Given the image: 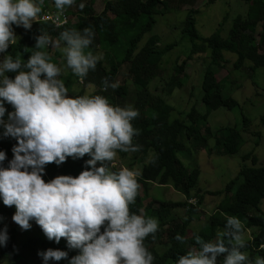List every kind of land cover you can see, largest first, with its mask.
<instances>
[{
	"label": "clouds",
	"instance_id": "clouds-1",
	"mask_svg": "<svg viewBox=\"0 0 264 264\" xmlns=\"http://www.w3.org/2000/svg\"><path fill=\"white\" fill-rule=\"evenodd\" d=\"M54 2L59 17L75 0ZM41 5L43 0L39 4L35 0H0V53L16 43L12 26L31 29L42 11ZM79 8L83 10L85 4ZM93 37L91 28L60 34L59 39L65 43L60 51L77 77L84 78L89 70H95L100 59L91 51L85 52ZM49 43L48 35L41 34L35 48H46ZM49 60L46 52L36 51L27 63L20 56H5L0 63V125L5 136L17 140L8 168L0 167L3 204L15 207L12 219L21 229L29 230L34 220L48 240L59 243L64 238L70 248L79 249L81 254L70 264H153L154 257L144 241L149 235L154 238L158 221L130 212L140 188L136 179L139 173L128 168L112 172L107 166L96 167L98 162L106 165L114 161L117 151L139 150L132 142L138 130L131 123L138 112L114 107L101 95L70 98L64 82L58 79L61 68ZM8 72L18 74L9 79ZM104 87L115 89L118 85H109L105 80ZM5 102L14 109L8 114V123L3 120ZM85 155L91 157L86 162L91 170L82 171L76 178L58 176L47 183L43 180L47 164L60 165L69 157ZM5 159L0 151V164ZM175 239L185 242L180 235ZM194 239L199 250L193 248L180 256L177 264H217L222 255L223 264H264V258L251 261L241 251L246 247L245 226L235 216L227 217L215 242L199 235ZM7 240L5 229L0 232V245ZM39 255L45 264L67 258L66 252L52 249Z\"/></svg>",
	"mask_w": 264,
	"mask_h": 264
},
{
	"label": "trees",
	"instance_id": "trees-1",
	"mask_svg": "<svg viewBox=\"0 0 264 264\" xmlns=\"http://www.w3.org/2000/svg\"><path fill=\"white\" fill-rule=\"evenodd\" d=\"M77 1L78 6L81 3L85 4L83 10L79 8V15H77L79 20L77 23H68L56 28L49 22H37L32 23L31 29L22 27L20 30L16 26L15 28L18 29L16 43L9 45L5 52L6 56H11L13 59L20 56L22 62L27 63L34 52H45V48H35L37 37L41 34H47L51 40H60V34L65 30L82 32L85 28H91L94 37L92 44L85 52L91 51L96 56H99V53L111 54L116 63V67L107 69L103 66V58H100L93 71L94 75L103 80V82L107 80L109 85L117 84L119 67L129 62V72L133 75L134 83L140 88L137 103L133 108V110L138 112V116L131 122L133 128L138 130V134L133 137L132 142L134 146H138L139 150L135 151L137 154L148 155L152 153V155L148 163L143 165L141 173L136 177L140 188L135 203L130 205V212L141 215V211L146 208L140 193L141 187L147 188L155 184L158 186H170L174 190L191 197L190 194L197 185L200 170L194 168L191 172H187V169L177 157V145L185 146L184 143L186 141L194 140L198 144H204L209 154L215 152L232 156L238 152V141L241 140V134L238 130H229L227 142H224L223 133L217 134L216 143L213 147H209L207 144L208 139H213L216 136L212 135L210 128H205L208 134L207 137H203L199 133L202 129L201 127L208 122V116L211 111L221 107L231 109L237 105L234 99L223 96L222 81L217 80L216 74L211 69L213 65L221 67L226 61L224 52L236 55L235 70L244 67L246 62L251 63L249 66L251 71L264 66V53L258 52V48H264V0H245L248 3V11L245 16H239L235 19L227 38L222 37L220 32L201 38L196 29L194 17L197 11L195 9L189 11L184 32L193 44L191 54H200L209 50L211 61L204 72L202 82V101L207 108V114L199 115L195 109H192L188 113L186 120L172 119L173 107L162 100L161 96L154 97L150 91V82L159 76V65L164 55L172 49V45L160 49V40L156 35L150 36L147 40H145V37L151 32L156 22L155 15L160 13V6H162L164 1L168 5L176 2L187 5L194 4L197 0H116L114 2L111 1L107 9H104L99 14L94 12V2L92 0ZM216 1L218 0H209L208 2L212 4ZM41 7L42 11L40 14L45 9H56L54 0H43ZM256 42H258L257 46ZM47 54L50 57V54ZM185 64L186 60L176 64L175 72L177 78L183 75ZM21 70L27 71V69ZM17 74L18 72L6 73L9 79H14ZM43 78L42 76L41 79ZM71 78L70 75H66V79L62 81L68 89L67 95L70 98H75L72 93ZM84 78H86V81L91 79L89 74ZM179 83L181 84V81ZM117 85L118 87L115 89L111 87L105 89L104 87L99 92L100 95L106 98L108 97L106 91H109L120 97H126L128 88L125 85ZM78 96H84L83 92L79 93ZM111 101L113 102V100ZM158 102L160 104L154 114L146 115L144 113L147 103L156 104ZM4 107L6 113L3 120L8 123V114L13 112L14 109L6 102ZM262 121L264 122V116ZM244 124L246 126L249 125V119L246 117H244ZM4 131L3 125H0V151L6 155L5 161L0 164V167L8 168L9 163L14 158L12 149L17 146V140L13 137L5 136ZM117 153H120V155L126 154L121 151H117ZM89 159L91 157L87 155L77 159L69 157L58 166L56 172L54 171L55 163L47 164L42 178L46 183L58 176L76 178L82 171L91 170L86 163ZM242 159L244 162L251 160V166H243L239 175L227 185L224 191L208 193L211 195L225 193L226 197L216 207L215 213L205 219L206 225L210 229L209 236L205 241H216L217 233L224 230L227 217L235 216L245 226L246 234L251 231L252 237L246 240V247L241 249V251L248 254L249 260L254 261L256 257L264 258V247H261L264 245V213L261 211V203L264 201V166H258V159L252 153L243 155ZM76 164L79 173L75 171ZM112 164L113 161L106 162V165L98 162L96 167L107 166L110 171L118 172L111 167ZM129 170H131V167ZM203 198L204 196L202 195L195 204H190L188 201L163 202L159 205L156 214L151 210L152 203H149L148 207L150 209L147 208L146 210L152 211L150 218H155L158 221V230L154 234V238L149 235L144 241L145 247L154 257L153 264H177L180 256L186 255L188 251L192 250L184 247L175 237L177 235L183 237L193 220L199 217V206L202 204ZM170 208H187L188 218L182 224L173 218L168 219ZM15 211L14 206H5L2 198H0V218L13 216ZM103 231L104 228L101 229V233ZM12 232H15V229ZM161 246L163 247L162 250L159 249ZM49 249L64 251L67 253V258L60 261L49 260L47 264L53 262L70 264L72 258L81 254L79 249L70 248L64 238L59 243H56L54 240H48L41 233L30 234V232H27L25 238L20 241L17 240L15 235L8 237L6 244L0 245V259L6 264H20L22 260L28 259L29 256L39 255ZM195 249L199 250V246L196 245ZM39 256L41 259L39 264H45L42 255ZM63 260H67L68 263H63ZM223 261L224 256L222 255L218 257L217 264H223Z\"/></svg>",
	"mask_w": 264,
	"mask_h": 264
},
{
	"label": "rangeland",
	"instance_id": "rangeland-1",
	"mask_svg": "<svg viewBox=\"0 0 264 264\" xmlns=\"http://www.w3.org/2000/svg\"><path fill=\"white\" fill-rule=\"evenodd\" d=\"M116 0H93L94 12L99 14L107 9L110 2ZM209 0H197L194 4L173 3L168 5L165 1L160 6V13L155 15V24L145 40L150 36L156 35L160 42V49L172 45V49L167 52L160 65V74L150 82L151 94L154 97L161 96L162 100L173 107L171 113L172 119L186 120L188 113L195 109L199 115L207 114V108L202 101V82L206 68L210 64L209 50L200 54H191L193 44L188 35L184 32L186 17L190 10L195 9L197 13L194 15L196 20V29L201 38L209 37L212 34L220 32L222 37L229 36V30L232 28L235 19L239 16H245L248 11V3L245 0H218L212 4ZM39 4V0H35ZM78 1L69 7L71 12L72 24L78 22L79 6ZM73 13V14H72ZM111 15V14H110ZM15 36L18 34L16 25H13ZM23 26L18 27L19 30ZM257 36V35H256ZM258 40V36L256 37ZM57 42L59 47L56 46ZM201 43V42H198ZM256 42V46H257ZM65 46L63 41L50 39L49 45L45 48V52L50 54V60L61 68V80L66 79V75H70L73 96L78 97L79 93L84 95L95 96L100 95L104 88L103 80L94 75V70H89L90 81L86 78H80L73 74L72 70L66 66V58L60 51ZM258 52L263 54L264 48H258ZM99 58H103V66L105 68L116 67L113 55L107 53H99ZM6 53H0V63L3 62ZM226 61L219 66H212L211 69L216 74V78L222 81L223 96L232 98L237 105L231 109L221 107L215 111H211L208 116V122L201 127L200 135L207 137L206 127H209L212 135H216L213 139H208L209 147L215 146L217 134L223 133L224 142L229 138V130L234 129L240 131L241 140L239 150L236 154L224 155L219 153L209 154L204 144H198L196 141H186L183 145H177V157L179 161L191 172L194 168L200 170V176L196 187L191 191V197L187 194L174 190L170 186L150 185L147 188L141 187L140 193L146 208L141 211V216L150 218L152 211L157 213L161 203L167 202H183L188 201L195 204L203 195V202L199 206L200 215L193 220L183 237L185 242L182 245L188 249L196 247L194 237L199 235L204 240L209 236L210 229L206 225V218L215 213L216 207L225 199V193L219 195H211L208 193L214 191H224L227 185L235 179L243 166H251V160L243 161L242 156L252 153L258 159V166H264V66L251 71L249 66L251 63L246 62L244 67L235 70L234 63L236 55L224 52ZM182 60H186L183 75L176 77L175 66ZM97 65V64H96ZM129 62L119 67L117 84L125 85L128 88L126 97H120L109 91L106 99L109 104L114 107L133 109L137 103L140 88L134 83L133 75L129 72ZM2 79V78H0ZM181 81V84L179 83ZM113 100V102L111 101ZM156 104H146L144 113L152 115L157 109ZM244 117L249 119V125L244 124ZM227 130V131H226ZM207 147V148H209ZM152 153L148 155L137 154L136 152H128L124 155L117 153L116 159L111 167L118 172L122 168H130L133 171L141 173L144 164H147ZM114 165V166H113ZM59 165L56 164L54 171H57ZM75 171L79 173L77 164ZM152 203V208L148 207ZM149 208L148 210H146ZM170 216L168 219H175L180 224L188 218L187 208H170ZM261 211L264 213V201L261 203ZM13 216L0 218V232L7 230L8 237L15 235L17 240H23L27 232L30 234L41 233L36 222L30 221L31 228L29 230L21 229L12 219ZM167 226V225H166ZM15 229V232L12 230ZM251 231L246 234V240L251 239ZM165 239V238H164ZM165 242V240H164ZM211 242H215L212 240ZM163 249V247H159ZM39 255H31L28 259L22 260L20 264H39ZM63 263H68L63 260ZM0 264H6L1 261ZM59 264V263H51Z\"/></svg>",
	"mask_w": 264,
	"mask_h": 264
},
{
	"label": "built area",
	"instance_id": "built-area-1",
	"mask_svg": "<svg viewBox=\"0 0 264 264\" xmlns=\"http://www.w3.org/2000/svg\"><path fill=\"white\" fill-rule=\"evenodd\" d=\"M69 12L70 8L66 7L64 13L58 17L57 9H45L42 14L38 15L37 19L33 21V23L49 22L54 25V27L59 28L71 22L72 18L71 13Z\"/></svg>",
	"mask_w": 264,
	"mask_h": 264
},
{
	"label": "crops",
	"instance_id": "crops-1",
	"mask_svg": "<svg viewBox=\"0 0 264 264\" xmlns=\"http://www.w3.org/2000/svg\"><path fill=\"white\" fill-rule=\"evenodd\" d=\"M93 1V0H92ZM76 18H77V16H76ZM156 185V184H155Z\"/></svg>",
	"mask_w": 264,
	"mask_h": 264
}]
</instances>
